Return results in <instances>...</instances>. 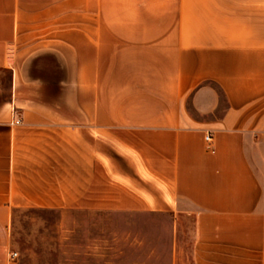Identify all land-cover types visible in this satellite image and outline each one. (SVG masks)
<instances>
[{
  "label": "crops",
  "instance_id": "obj_1",
  "mask_svg": "<svg viewBox=\"0 0 264 264\" xmlns=\"http://www.w3.org/2000/svg\"><path fill=\"white\" fill-rule=\"evenodd\" d=\"M32 210L191 220L193 264H264V0H0V264Z\"/></svg>",
  "mask_w": 264,
  "mask_h": 264
},
{
  "label": "rangeland",
  "instance_id": "obj_2",
  "mask_svg": "<svg viewBox=\"0 0 264 264\" xmlns=\"http://www.w3.org/2000/svg\"><path fill=\"white\" fill-rule=\"evenodd\" d=\"M161 214L22 211L13 223L12 264H193L192 222Z\"/></svg>",
  "mask_w": 264,
  "mask_h": 264
},
{
  "label": "built area",
  "instance_id": "obj_3",
  "mask_svg": "<svg viewBox=\"0 0 264 264\" xmlns=\"http://www.w3.org/2000/svg\"><path fill=\"white\" fill-rule=\"evenodd\" d=\"M15 124L19 125L21 124V120L16 117L15 119ZM205 143H206V148L209 152L215 153V137L212 132H207L205 135ZM17 258L16 253H12L11 255V260L14 261Z\"/></svg>",
  "mask_w": 264,
  "mask_h": 264
}]
</instances>
